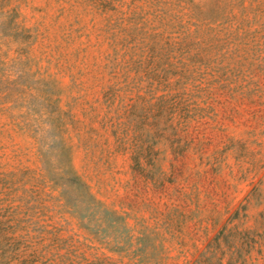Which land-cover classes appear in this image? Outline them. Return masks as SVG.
<instances>
[{"label": "rangeland", "instance_id": "1", "mask_svg": "<svg viewBox=\"0 0 264 264\" xmlns=\"http://www.w3.org/2000/svg\"><path fill=\"white\" fill-rule=\"evenodd\" d=\"M0 264H264V0H0Z\"/></svg>", "mask_w": 264, "mask_h": 264}]
</instances>
